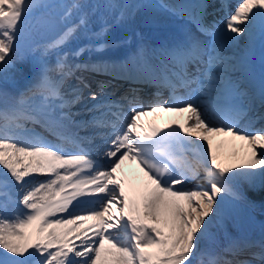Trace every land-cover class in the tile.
Masks as SVG:
<instances>
[{"label": "snow or ice", "instance_id": "1", "mask_svg": "<svg viewBox=\"0 0 264 264\" xmlns=\"http://www.w3.org/2000/svg\"><path fill=\"white\" fill-rule=\"evenodd\" d=\"M57 7L47 0H0V80H9L13 70L22 73L16 61H31L33 70L17 97L0 93V264H264V242L229 240L220 251L201 246L213 241L211 228L221 222L226 198L243 199L241 182L264 187V128L240 127L256 102L264 107V75L258 95L242 89L222 51L241 36L264 40V0H239L223 27L205 26L190 5L163 3L161 8L188 14L208 39L189 33L157 50V63L138 49L133 61L119 66L75 61L105 47L100 38L107 20L91 32V15L120 21L138 5L73 0L59 16L63 30L41 44L57 28ZM36 10L47 19L32 23ZM74 12L78 19L66 23ZM80 37L89 43L65 51ZM85 71L166 88L170 99L145 106L138 89L113 99L102 82L89 94L91 105L73 112L89 87L76 76ZM71 78L78 84L65 92ZM158 111L180 114L183 122L145 129L140 117ZM215 136L239 141V150L218 152ZM92 148L103 162L92 157ZM125 160L141 166L145 178L128 191L115 177ZM189 180L201 185L177 187ZM253 247L259 251L252 259L225 257Z\"/></svg>", "mask_w": 264, "mask_h": 264}, {"label": "bare ground", "instance_id": "2", "mask_svg": "<svg viewBox=\"0 0 264 264\" xmlns=\"http://www.w3.org/2000/svg\"><path fill=\"white\" fill-rule=\"evenodd\" d=\"M180 1V0H178ZM182 4H186L188 5V0H181ZM208 1L209 0H191V7L190 9L192 10V8H194L195 5H193V2H198V6L199 5H207L204 8H199L198 12H199V17L202 21L205 22H209L211 19L209 17L211 15H209L210 13H207L208 10L211 11V9H208ZM97 0H87V3L89 5L96 3ZM131 2L135 3L136 5H138V7L134 10V11H129L128 15H126V17L123 20L117 21L112 19V16H109L107 13H104L103 16L100 15V13H97L96 15H91L90 19H89V24H88V28H93L95 30V32H99L100 28L102 26V24L104 23L105 19L108 22H111L112 20V24L113 27L112 28H108V30L106 32H110L113 29H117V24H121L124 26L130 25V26H137V27H141L144 28L146 27V24H151V23H158L160 24L161 22L155 21V20H159L161 18H169V19H175L178 14L173 13L172 11L166 10L164 8H161L160 5L165 3L163 0H158V1H153V0H131ZM210 2H212V0H210ZM213 4V3H212ZM222 4L224 5V2L222 1ZM222 4H218L217 8H220V12H224L223 11V7L221 6ZM212 8V7H210ZM84 11H89L91 12V9H84ZM219 12V11H218ZM223 14V13H222ZM75 15L77 16V14L74 12L73 15L71 17L75 18ZM161 17V18H159ZM145 18V19H144ZM141 19H143L144 21H141ZM219 26L223 27L222 23L219 22ZM168 31H172V30H168ZM157 33V38L161 39L162 41H164L166 39V37H164V33H159V31H156ZM147 34V33H146ZM198 35V37L201 40H206L205 36L199 34V33H195ZM126 35L130 36L128 38V42H127V37L126 39H117L115 41H109L105 47L103 48V50L101 51H90L91 53V58L94 59L96 62H104L102 59L105 57V55L107 54V51L109 52H114V49L117 48L118 46L122 45L123 48H127L130 50V56L133 55L132 61L135 59L136 57V53L138 51V49H143L145 52V55L151 59L152 63H157V60L155 59L154 53L157 51L153 46H149V45H145L143 44V42L138 41L133 35H129L128 33H126ZM249 37V36H248ZM254 37H249V39L244 40V42H242L241 45H239V50H241L240 53V57L237 58L236 61L240 62L241 64V68L244 67V73L248 79V82H252L255 84V90L257 92H259V87H260V80H261V76L264 75L263 71H257L258 73H256L254 71V69L251 67V63L250 60L252 57H254V52H251V50L253 49V41L252 39L255 38ZM143 38V37H142ZM144 39L148 40L150 38L145 37ZM184 38L181 39H166L168 40L167 42V46L170 45V43H177L182 41ZM133 40V42L131 41ZM73 42V41H71ZM70 42V43H71ZM254 44L257 45V41H254ZM52 60V62L54 63V57L50 58ZM127 56L125 57V55H122L121 53L117 52L111 55V61L107 62L110 64H116V65H121L124 62H128L131 61V59ZM257 61L255 62V64L257 63V66H263L264 65L261 63V60L259 58L256 59ZM94 61V62H95ZM243 65V66H242ZM21 66L18 67V69H20ZM25 71L22 72V75L20 79H23L24 77H26L27 75H29V77H31L32 74V66L24 67ZM22 69V68H21ZM14 72H16L15 70H13ZM95 73V72H94ZM231 73V72H230ZM98 74V73H96ZM232 74V73H231ZM54 75V74H53ZM76 75L78 76H83V72H77ZM107 77H109L113 82H110V84L113 86L115 83V79L113 78V76L106 74ZM116 78H120V77H116ZM26 79V78H25ZM89 79H93L94 83H98V78L96 77H89ZM125 79V78H124ZM3 82V81H2ZM0 82V93H7V98L9 100H11L12 98L17 97V95L14 93V91L12 89L9 88L8 85L12 84L13 82H11V80H8L7 82V87H5L4 85H2L3 83ZM11 82V83H9ZM15 83V82H14ZM13 83V84H14ZM78 83V82H77ZM100 83V82H99ZM98 83V84H99ZM77 84H75V82H71L69 84L68 89L65 91H70L71 88L73 86H76ZM134 86H132V90L133 89H138L139 92L143 91V88L145 87V83L141 82L140 85L135 86V88H133ZM9 88V89H8ZM89 91V90H88ZM144 92L146 94H149L151 92V89H148L147 87H145ZM3 97H0V101L2 102ZM3 105H0V107H2ZM244 123V120H243ZM240 127L245 130V131H250L248 128L245 129L243 127V124H240ZM220 137L221 136H215L213 137V145L215 147H217L218 152H221L225 155L233 152V151H238L239 147H240V142L239 141H233L230 137H225L224 140L221 142L220 141ZM202 142V141H201ZM206 142H202V144H205ZM123 166H128L125 162L122 164ZM129 169L126 172L125 176L123 177H119V175L117 173H115V177L118 180H121L124 182L125 184V189L126 191H128L130 189V187H135L137 184L140 185L143 183L144 181V176H143V171L139 168H133L128 166ZM141 171H140V170ZM135 171V176L133 174V172ZM238 190L241 192L243 199L240 201H233L231 200V198H226V205H225V217L226 219L230 222V223H234L235 218L237 216H241L244 217L245 213L247 211H251L252 213L256 214L252 208H255L257 210H262L261 207H264V187H260L259 184L257 183V185L255 187H250L247 183L241 182L238 185ZM113 211H115V209H113ZM237 215V216H235ZM258 217H260L258 215ZM264 217V216H263ZM264 219V218H263ZM230 225V224H228ZM228 227L222 228L221 230H216L217 229V225L214 224V226L211 228L212 232H218L220 235H222L223 233H225L226 237L223 238V240H219V242L221 241V243L218 244V246L220 247V249L224 248L226 243L225 239L230 237H235V234L233 233L232 228L229 227L230 230L227 229ZM227 229V230H226ZM226 230V231H225ZM237 241H239V243L243 244V241L240 239H237ZM78 240L75 241V243L78 244ZM250 242H255V243H261L264 242V231L261 235V237H259V240L257 238H254L253 240H251ZM202 245H206L204 242H202ZM257 249H259L258 247H253V248H248L249 251V256L251 257V253L253 252H257ZM259 251V250H258ZM241 255V252L236 255V256H232V255H226L227 259H233V260H239V257Z\"/></svg>", "mask_w": 264, "mask_h": 264}, {"label": "rangeland", "instance_id": "3", "mask_svg": "<svg viewBox=\"0 0 264 264\" xmlns=\"http://www.w3.org/2000/svg\"><path fill=\"white\" fill-rule=\"evenodd\" d=\"M153 1H156V0H153ZM47 2H51V3H54V4H56V5H58V7L56 8V9H54V10H52L53 11V13H56V14H59V15H63V12L64 11H66L67 9L64 7L65 5H71L72 3H73V0H47ZM81 2H83V0H81ZM239 3V2H238ZM238 3H236L233 7H232V10H231V12L232 11H234V9H235V7H236V5L238 4ZM220 12V11H219ZM211 14V13H210ZM38 15H41V12L39 11V10H36V11H34V13H33V16H32V18H31V21L35 18V17H37ZM75 17H76V15H75ZM159 18H161V17H159ZM71 19H73L72 17H69L68 18V22L69 23H73V22H75L77 19H78V15H77V17H76V19L74 20V21H72ZM145 19V18H144ZM173 20V19H172ZM175 20V19H174ZM141 21H144L143 19H141ZM155 21H158V22H161L162 23V27H160V28H163L162 30H161V32L165 29V27H167V26H178L177 24H179L180 23V25H182V27H184V29H187V28H191V29H193V25L192 24H190V22H187V21H185L184 19H182V20H175V22L177 23V24H173V23H170V19L169 18H161V19H159V20H155ZM156 24H158V23H156ZM223 25V24H222ZM123 26V25H122ZM135 27H137V26H133L132 28H135ZM127 28V27H126ZM137 28H139V27H137ZM189 28V29H190ZM190 29V30H191ZM188 30V29H187ZM160 31V30H159ZM247 39H249V37L248 36H241L240 38H239V40H238V42H236V43H233V44H231V45H229V46H227V47H225L222 51H223V54H224V56L229 60V61H231V64H233V65H235V67L234 68H232V67H229V72H231L232 73V78L234 79V80H236V81H238V83L240 84V86H241V88L242 89H245V86H243L242 84H243V72L241 71V64H240V62H238V61H236L237 60V58L238 57H240L239 55H240V51L241 50H239L238 48H239V45H241L242 44V42H244V40H247ZM252 41H253V46L254 47H252L253 49L251 50V52H254L255 53V49L258 47V49L256 50V52L257 53H255L254 54V56L255 55H257V57H252V59H251V61H256V58H259L263 63H264V40H262L261 38H260V36L257 34L256 35V37L255 38H253L252 39ZM254 41H257V45H255L254 44ZM37 55H38V53H37ZM250 61V62H251ZM31 61H28V62H25V63H23V64H21L19 61H16V68L18 69V67L19 66H21L20 67V69L22 68V72L23 71H25V68L24 67H29V66H31ZM10 78H9V80H11L12 82H14V81H18V80H20V78H21V75H22V73L20 72V71H16V72H14V71H12V72H10ZM25 80V79H24ZM3 81V82H2ZM8 81V80H7ZM7 81H4V80H0V82H2L3 84L2 85H6L5 87H7ZM22 82V83H21ZM71 82H73V80H71V79H69V80H67V82H66V84H65V86H64V90L66 91L67 89H68V87H69V84L71 83ZM20 83H21V85H20ZM17 84V86L19 87V86H23V81H20V82H17L16 83ZM9 86V85H8ZM10 87V86H9ZM18 87H16V88H14V91L15 90H17V88ZM9 89V88H8ZM10 89H12V88H10ZM17 91H20V90H17ZM84 92H85V90H82V93L84 94ZM17 93H19V92H17ZM85 95V94H84ZM87 101H88V99H87ZM82 102H84V100L82 99V101L80 102V103H82ZM80 103H78V104H76V105H74V106H80ZM84 105H87V102L84 104ZM83 110V109H82ZM34 175H36L37 176V178H39V179H41L43 176H40L39 174H34ZM41 177V178H40ZM43 179V178H42ZM262 208V210H257V209H255V208H252L253 210H255L254 212L256 213V214H254V213H252L250 210L249 211H247L246 213H245V215H244V217H239V216H237V215H235V216H237L236 218H235V221H234V223H230L227 219H226V217H225V213H223V215H222V219H221V222L219 223V224H215V225H217V229L216 230H221V224L222 223H224L223 225H224V228L225 227H228L227 229L228 230H230L229 229V227L230 228H232V230H233V232H234V234H237L240 238L241 237H244V238H247V239H249V236H253V237H258L259 235H261L262 233H263V231H264V207H261ZM258 215L260 216V217H258ZM228 224H230V225H228ZM214 226V225H213ZM223 228V227H222ZM226 229V230H227ZM225 230V231H226ZM211 233H212V236H213V243H217L219 240H222L223 238H224V236H225V233H223L222 235H220L218 232H212L211 231ZM227 233V232H226ZM246 236V237H245ZM206 244H210V243H212V242H209V241H204ZM208 244V245H209Z\"/></svg>", "mask_w": 264, "mask_h": 264}, {"label": "water", "instance_id": "4", "mask_svg": "<svg viewBox=\"0 0 264 264\" xmlns=\"http://www.w3.org/2000/svg\"><path fill=\"white\" fill-rule=\"evenodd\" d=\"M42 19H47V17H43V18H41L40 20H38V21H41ZM37 21V22H38ZM36 23V22H35ZM61 28L59 29V31L60 30H62V28H63V26H60ZM58 31H56L55 33H52V32H46L44 35H43V38L40 40V42H45L46 40H48V39H52V38H54L58 33H57ZM211 248H214V249H216V246L215 245H212V247Z\"/></svg>", "mask_w": 264, "mask_h": 264}]
</instances>
